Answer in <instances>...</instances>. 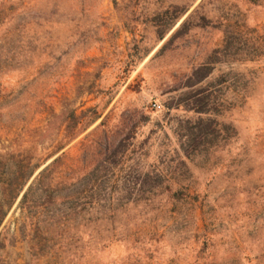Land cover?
Instances as JSON below:
<instances>
[{
	"label": "rangeland",
	"instance_id": "rangeland-1",
	"mask_svg": "<svg viewBox=\"0 0 264 264\" xmlns=\"http://www.w3.org/2000/svg\"><path fill=\"white\" fill-rule=\"evenodd\" d=\"M0 264H264V0H0Z\"/></svg>",
	"mask_w": 264,
	"mask_h": 264
},
{
	"label": "trees",
	"instance_id": "trees-1",
	"mask_svg": "<svg viewBox=\"0 0 264 264\" xmlns=\"http://www.w3.org/2000/svg\"><path fill=\"white\" fill-rule=\"evenodd\" d=\"M46 170H47V169H44L43 171H41V172H39V173L37 174V176H36V180L39 182V184H40V181L43 180V178H44V176H45L44 174H45ZM31 174H32V171H30V172H28V173H26V174L22 172V173L19 175L20 181H18L17 183H15L14 186H13V188H12V195H13L14 198L20 193V191H21V189L23 188L25 182H26L27 179L31 176ZM19 178H18V179H19ZM26 197H27V192L25 191V192L23 193V195H22V200L24 201V200L26 199Z\"/></svg>",
	"mask_w": 264,
	"mask_h": 264
},
{
	"label": "built area",
	"instance_id": "built-area-1",
	"mask_svg": "<svg viewBox=\"0 0 264 264\" xmlns=\"http://www.w3.org/2000/svg\"><path fill=\"white\" fill-rule=\"evenodd\" d=\"M154 106H155V107H158V105H157V104H154Z\"/></svg>",
	"mask_w": 264,
	"mask_h": 264
}]
</instances>
